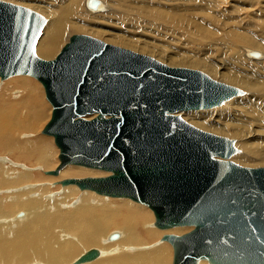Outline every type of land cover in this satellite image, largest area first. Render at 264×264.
I'll return each instance as SVG.
<instances>
[{
  "label": "water",
  "instance_id": "water-1",
  "mask_svg": "<svg viewBox=\"0 0 264 264\" xmlns=\"http://www.w3.org/2000/svg\"><path fill=\"white\" fill-rule=\"evenodd\" d=\"M87 5L95 9L97 1ZM44 24L39 13L0 1V78H34L52 106L42 134L54 138L60 165L48 174L67 165L110 172L61 184L144 205L159 229L192 227L163 237L173 264H264V168L228 161L233 141L176 115L219 106L241 91L84 35L42 60L35 49ZM98 256L90 249L73 264Z\"/></svg>",
  "mask_w": 264,
  "mask_h": 264
},
{
  "label": "bare ground",
  "instance_id": "bare-ground-1",
  "mask_svg": "<svg viewBox=\"0 0 264 264\" xmlns=\"http://www.w3.org/2000/svg\"><path fill=\"white\" fill-rule=\"evenodd\" d=\"M50 1L54 4L55 11L52 14L44 13L47 16V23L44 24L45 26L42 29H46V32L41 45V40L39 41L40 38L38 39L39 54L45 59L52 58L55 51L62 45L61 43L66 34L73 31L84 32L87 18L98 17V15L94 17L86 15L83 11V5L91 13H99L103 6L107 10L106 5L100 0H96L97 6L95 9L88 7L89 0ZM243 1L246 2L248 0ZM234 2L239 3L240 0H234ZM128 4L132 5L131 3ZM98 5L99 9L96 11ZM113 5L117 6L116 3H113ZM133 5L139 8L141 4L133 1ZM123 8L128 9L126 6ZM89 9L96 12H92ZM158 10L156 5L152 4L151 7L145 10L138 9L137 14L141 17L148 16L156 20H168V23H170L166 15ZM261 12L264 13V11ZM53 16L56 17L55 20L52 19ZM178 26H182L180 22H178ZM195 27L200 29L210 39H214V37L221 38L210 32L207 26L197 23ZM230 38H233L236 46H239L242 51L243 54L240 51L238 53L240 56L243 55V57L251 61L260 57L258 53L254 52L258 51V44L246 36L231 34ZM220 42H224V39L222 38ZM220 66L218 65L219 68H221ZM208 73L210 76H216L219 80L222 79V76H218L215 67L211 68ZM16 76L25 77L26 75ZM245 78L243 77V79ZM256 79L264 80L261 77ZM10 81H12V88H10L11 90L8 89L9 91H6L7 94H5L16 102H6L2 99L0 104V153L2 155V153L7 152L12 160L24 165L15 164L11 160L7 162L5 159H0V193L5 192L0 196V264H73L78 257L90 249H97L99 256L95 260L83 264H173V248L166 244L167 241L162 240L164 232L159 230L157 232V227L155 229L153 224H149L150 219H154L151 218L153 216L150 213L151 211L149 212L144 206L138 205L139 203H133L132 200L131 202L130 199H110L103 197V195L99 197L97 194V196H94L92 192H88L89 190L81 191V198L76 199L77 186L61 184L66 179L102 178V176H105L103 175L106 173L105 171L104 173L101 170L84 166L67 165L59 170L57 175L50 177L48 173L52 172L51 169L54 164H57L54 163L55 150L53 151L54 147L52 148L51 146L52 136L50 138L41 137L38 135L39 132L37 133L41 123L47 119L48 106L45 101L43 102L45 100L43 99V89H41L34 78H29V76L17 79L15 77V79ZM224 83L237 88L238 80L231 77L230 79H225ZM240 85L242 87L239 90L242 96H233L223 101L219 106L210 108V110L185 111L183 115L198 114L200 120L196 123L198 126L203 127V129L208 126H215L216 134H226L228 135L227 137L230 135L235 140L237 139L236 143L239 144L243 138L250 137L253 133L254 136H264L263 132L256 129L262 122L264 115L262 107L264 105V81L257 82L256 87L253 84L246 83ZM240 100L243 102H240ZM238 102L240 103L238 104ZM234 103H236L237 107H233L232 104ZM229 105H232L234 109L230 111ZM218 111L225 116L222 118L223 120H219V117H217L211 118L213 122H210L211 119L208 116L214 115L213 113ZM206 115H208L207 118L210 121L206 120ZM250 116H253L252 122L256 127L255 130L253 132L250 130L244 135H233L231 132L235 126L231 124L246 120ZM18 136H22V139L23 137L26 138L21 140ZM44 143L47 145L46 150L43 148ZM238 154L239 152L237 151L233 155ZM259 161L264 162V148ZM37 169L40 172L31 171ZM110 175L112 174H108V176ZM39 185L43 187H39ZM56 185L63 186V197L55 196L57 201L59 199L60 201L53 200L55 199L54 195L44 199V195L51 194L52 187H57ZM77 190L79 191V189ZM5 194L11 195V197ZM49 199H52L53 203L49 202ZM73 199L75 200V205L78 206L80 203V206L70 210L74 206L67 203ZM99 203L101 205L100 208L93 207ZM108 204L114 205L115 208L108 210ZM51 206L58 207V209L54 208L56 217L51 216ZM67 208L70 211L63 213V211L68 210ZM21 210L25 214L19 213ZM180 228L182 227L173 228V231L181 233ZM189 229L191 230L192 227ZM109 231L111 232L109 233ZM61 233L64 237L66 235V237L64 238ZM114 234H117L118 237L115 240H110V236ZM68 236L72 237V240H68ZM153 241H156L154 244L160 243V246L150 251L143 250L140 254L136 252L135 249L142 248ZM82 251L84 252L82 253ZM196 264L209 263L206 260H198Z\"/></svg>",
  "mask_w": 264,
  "mask_h": 264
},
{
  "label": "rangeland",
  "instance_id": "rangeland-1",
  "mask_svg": "<svg viewBox=\"0 0 264 264\" xmlns=\"http://www.w3.org/2000/svg\"><path fill=\"white\" fill-rule=\"evenodd\" d=\"M0 1L11 3L14 5L21 6V7H25L37 13H40V15H42L45 19V24L47 23V16L44 13L48 12L52 14L55 11V6L50 0H0ZM100 1H102L106 5L107 10H105V6H103L99 13H91L87 11L85 9V6L83 5V11L85 12L86 15L91 16V17L98 15V17L96 18L88 17L87 18V20L85 21L87 25L84 26V29H85L84 32L73 31V32L66 34V36L63 39V42L61 43L62 45L55 51L52 58L45 59L43 56H40L39 54V51H40L39 41L41 40L40 41V45H41L44 39V33L46 32V29L42 30L41 37L36 47L37 57L45 61H52L58 55L62 47H64L69 42V39L71 36L84 35V36L92 37L94 39H97L99 41H102L112 46L120 47V48L127 49V50L133 51L141 55L152 57L158 62L170 68H185L189 70L200 71L204 73L205 75H207L210 79L216 82H219V83H224L225 79H230L231 77H234L238 80V83L236 86L238 90L242 87L240 85L242 83L253 84V86H255L257 82L259 83L261 81H264V80L256 79L259 77L264 79V56H263L264 54V13L261 12V11H264V0H260V1L258 0L246 1L245 0L246 2H244L243 0H240L239 3H235L234 0H105V1L100 0ZM133 1H136L138 4H141L140 7L138 8L137 6L133 5ZM113 3H116L117 6L113 5ZM128 3H131L132 5ZM152 4L156 5V7L159 9L158 10L159 12H162L163 14L166 15V17L170 20V23H168L169 22L168 20L167 21L156 20L148 16L141 17L137 14L138 9L145 10L151 7ZM124 6L128 7V9L123 8ZM98 9H99V5L96 11H98ZM90 11L96 12L93 10H90ZM52 19L55 20L56 17L53 16ZM178 22H180L182 26H178ZM197 23H199V25L207 26L210 32H212L213 34L221 38H218V37H214V39L208 38L206 34H204L200 29L195 27ZM94 34L97 36H95ZM231 34L246 36L247 38H249L250 40L258 44L257 49L263 54L258 51H254L258 53L260 57L258 59H252V61L247 60L245 57H243V55L240 56V54L238 53L239 51L242 53V51L239 49V46H236V42H234L233 38H230ZM222 38L224 39V42H220ZM240 46H245V45H240ZM246 47L248 48V46ZM218 65L219 66L221 65L220 66L221 68H219ZM213 67H215L216 71L218 72V76H222L221 80H219L216 76L209 75L208 71ZM15 77L17 79L20 77L25 78L28 76H25V77L13 76L6 80L0 79V104H1L2 99L5 100L6 102H16L14 99H11L10 97L6 95L7 94L6 91L11 90L10 88H12V81L10 80L15 79ZM243 77H246V78L243 79ZM35 81L39 84V86L41 87V89H43V92H44L43 86L37 80ZM224 84L230 86L227 83H224ZM4 85L6 86V88ZM260 91H263V90H260ZM43 99H45L43 100V102L45 101L48 106L47 119L43 123H41L40 128L38 129L37 133L39 132L38 135L41 137L50 138L51 136L42 134V130L45 127V125L49 122L51 118V113H52V108L50 104L46 101L45 92L43 94ZM240 102H243V101L240 100ZM240 102H238V104ZM232 105L233 107H237L236 103ZM232 105H229L230 111L234 109ZM262 107L264 109V105H262ZM183 113L185 112H180V113H177L176 115H179L185 122H187L188 124L204 132L216 135L218 137L227 138L234 142V148L236 149V152L237 151L239 152V154L233 155L230 159H228V161H231L237 165H240L242 167H247V168H253V169L254 168H264V162L259 161L262 155V149L264 148V136H260V135L254 136V133H253L252 136L243 138V140L239 144V143H236L237 139L235 140V138L231 137L230 135L229 137H227L228 135L226 134H216L215 132L216 129L214 128L215 126H208V127H205L204 129L201 126H198L196 124L197 122L200 121L198 114L191 113L185 116L183 115ZM213 114L214 115H209V116L206 115L205 116L206 120L210 121L211 118L214 119L217 117H219L218 118L219 120H223L222 118L225 117L222 113L220 114L219 111ZM207 116L210 119H208ZM94 117L95 116L86 117V119L90 120ZM252 117L253 116H250L246 120L231 124L235 126L232 129L231 133L233 135H244L250 130H252L253 132L256 127L254 123L252 122ZM212 119L210 122H213ZM260 127H261V130H260ZM256 129L264 133V115H263L262 122L259 124V127H257ZM21 137H20L21 140H24V138H26V137H23L22 139ZM51 146L52 148L54 147L53 151L55 150L54 151L55 153L54 163H57L56 165L54 164L51 171H55L57 166L59 165V160H58L59 149L55 146L53 137H51ZM43 148L44 150L47 149V145H45V143H44ZM57 153L58 155H56ZM0 159L1 160L5 159L7 162H10L11 160L15 164L24 165L22 163H17L16 161L12 160L11 156H9L7 152L2 153V155L0 153ZM25 166H28V165H25ZM31 171L40 172V170L38 169L31 170ZM31 171L29 170V172ZM106 173L103 174L105 176L101 175L102 178L107 177L108 174H110L108 172ZM45 175L48 176L47 174ZM11 176H13V174H11ZM50 177H53V175H50ZM41 186L39 185V187ZM56 186L57 187L55 186L52 187L51 189L52 193L50 192L51 194L44 195L45 197L43 196L44 199L45 198L48 199L50 196H53V195L54 197L55 196L56 197L59 196V198L63 197L64 195V192H62L63 186L61 185L59 186L56 185ZM77 189L79 188L77 187ZM77 189H76L77 193L75 192L76 199L81 198L80 194H81V191H83L80 189L78 191ZM88 192H92V191H88ZM4 193L5 192L0 193V196ZM92 193L94 194V196L98 195V194L96 195V193L94 192ZM5 195L8 197H11V195H7V194ZM98 196L102 197L101 195H98ZM56 197L53 200L57 201ZM103 197L113 199L108 196H103ZM74 199L70 201L71 203L70 202L67 203V204L74 206V207H71L72 209L70 208V210H73L76 207L80 206V203L78 206L75 205ZM51 200L52 199H49V202ZM59 201L60 199L57 202ZM138 205H141V204H138ZM93 207L100 208L101 205L99 203L98 205L93 206ZM144 207L148 209L149 212L151 211L148 207L146 206ZM54 208L58 209V207L51 206V209H52L51 216L52 217H56ZM114 208H115L114 205H109L107 207L108 210H113ZM67 209H63V210H67V211L62 210L63 213L70 211L69 208ZM19 213H24V211L21 210ZM150 213L153 214L152 211ZM151 218H154V219H150L151 221H149V224H153V226L156 229L154 215ZM173 228H177V227H173ZM173 228L172 229L167 228L163 230L157 228V232L158 230L163 231L164 233L162 236L164 237L165 235H170V234L172 235L175 234L173 236H176V235L180 236L181 234L183 235L184 233H187L188 231H190L189 229L190 227L184 226L182 227L183 230L182 228H180L181 233H177L179 231L177 232L173 231L174 230ZM171 231L173 233H169ZM110 232L111 231H109V233ZM68 240H72V237L68 236ZM154 242L156 241H153L149 244L144 245L142 248H138L135 250L136 252H138V254L142 253L143 250H147V251L154 250V248H156L157 246H160V243L154 244ZM166 244H169V243L167 242ZM89 248H92V247H89ZM86 249L88 250V248ZM84 251H82V253ZM172 260H173V250H172Z\"/></svg>",
  "mask_w": 264,
  "mask_h": 264
}]
</instances>
